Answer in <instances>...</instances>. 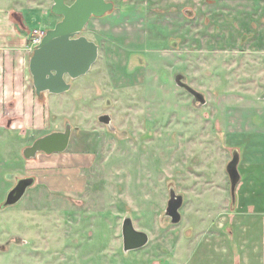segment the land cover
<instances>
[{"label":"rangeland","instance_id":"374dc122","mask_svg":"<svg viewBox=\"0 0 264 264\" xmlns=\"http://www.w3.org/2000/svg\"><path fill=\"white\" fill-rule=\"evenodd\" d=\"M107 1L81 31L98 45L90 69L65 76L60 94L36 95L29 79L14 123L0 116V264H212L224 245L264 264V0ZM52 3L0 0V12L28 16L32 43L61 19ZM66 123L63 152L22 155ZM27 176L24 195L2 205ZM170 188L183 199L175 224ZM126 217L148 234L143 247L123 250Z\"/></svg>","mask_w":264,"mask_h":264},{"label":"water","instance_id":"95a60500","mask_svg":"<svg viewBox=\"0 0 264 264\" xmlns=\"http://www.w3.org/2000/svg\"><path fill=\"white\" fill-rule=\"evenodd\" d=\"M112 8L113 3L107 0H73L70 4L66 3V0H53L50 10L60 15L61 19L45 31L29 59L28 66L36 95L43 92L63 93L70 88L65 76L76 78L90 69L97 58L98 45L82 35L81 31L91 17L103 16ZM175 82L190 93L195 101L205 103L204 95L187 84L181 74L175 76ZM98 120L107 125L111 122L108 114L100 115ZM71 131L70 124L66 123L63 130L51 131L39 136L23 148L22 155L29 159L40 152L46 154L63 152L68 147ZM238 163L239 154L235 149L225 167L229 177L232 202L235 201V189L240 180ZM33 183L32 176L19 178L6 193L2 205L16 203ZM182 202V195L170 188L164 215L169 217L171 223L180 221L179 208ZM121 233L124 251L141 248L148 241V234L136 229L129 217L124 218Z\"/></svg>","mask_w":264,"mask_h":264},{"label":"crops","instance_id":"0c3cea01","mask_svg":"<svg viewBox=\"0 0 264 264\" xmlns=\"http://www.w3.org/2000/svg\"><path fill=\"white\" fill-rule=\"evenodd\" d=\"M14 13L16 12L11 10L0 12V116L9 114L11 116L9 125L14 123V114L20 108L19 101L28 96L27 85L29 79L32 80L28 65L34 49V45L28 41L29 17L18 16L17 13L14 15ZM252 249L251 252H257L256 249ZM222 250L213 255L212 264L213 262L214 264H229L228 261L245 264L241 246L238 245L236 251L228 248L232 252V257L227 255L228 250L225 245ZM206 264H211L210 259Z\"/></svg>","mask_w":264,"mask_h":264},{"label":"built area","instance_id":"2783aa9c","mask_svg":"<svg viewBox=\"0 0 264 264\" xmlns=\"http://www.w3.org/2000/svg\"><path fill=\"white\" fill-rule=\"evenodd\" d=\"M36 35H33L32 38V45H37L40 41V39L42 38V36L44 35V32H35Z\"/></svg>","mask_w":264,"mask_h":264}]
</instances>
